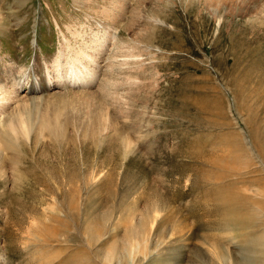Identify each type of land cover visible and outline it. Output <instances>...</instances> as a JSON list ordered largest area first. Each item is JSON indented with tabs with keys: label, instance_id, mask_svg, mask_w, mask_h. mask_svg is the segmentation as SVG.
<instances>
[{
	"label": "rangeland",
	"instance_id": "374dc122",
	"mask_svg": "<svg viewBox=\"0 0 264 264\" xmlns=\"http://www.w3.org/2000/svg\"><path fill=\"white\" fill-rule=\"evenodd\" d=\"M258 140L264 0H0V264H240Z\"/></svg>",
	"mask_w": 264,
	"mask_h": 264
},
{
	"label": "bare ground",
	"instance_id": "6f19581e",
	"mask_svg": "<svg viewBox=\"0 0 264 264\" xmlns=\"http://www.w3.org/2000/svg\"><path fill=\"white\" fill-rule=\"evenodd\" d=\"M200 1L203 2L204 0H200ZM205 1H207L208 3H210L211 0H205ZM80 57L88 58V56L86 55L85 52L79 53V54L76 55L75 58H73L74 62L72 61V64H75L76 62H79V60H80L79 58ZM59 64L61 65V63H59ZM83 65L84 64L82 62H79V66H74L75 67V70L72 71V74L74 75V77L82 74L81 71H84L85 70V67ZM77 67H78V69H77ZM83 79H85V77H83ZM256 132H258V131H256ZM261 138H262V136H261ZM258 139H260V138H258ZM258 144H259V147H264V145L262 144V142L260 140H258ZM263 155H264V151H263ZM229 163H231V162H229ZM219 164H221V163H219ZM234 164H236V161H235V163L233 161V164L232 165H234ZM219 166H223V164L222 165H219ZM218 180H220V179L218 178ZM221 181H222V178H221ZM263 189L264 188H262L261 190H263ZM256 190H257V188H256ZM247 191H248V189H247ZM253 192H254V190H253ZM254 193H259V192H254ZM263 193L264 192H260L259 194H262L263 195ZM233 194H235V195L231 196L230 197L231 200L229 201L230 204L232 203V206L229 207V209L227 208V210H228L227 213L228 214H231V213L232 214H236V216L239 217V218L235 221L236 225H234V227H227L228 230L231 232L230 235L232 236L234 234V232L237 231V232H240V233H242V234H244L246 236H249L250 238H253L251 240V242L247 243V245L250 246V247L247 246L248 248H246V246H245V247H242L240 249L241 250V252H240L241 259L239 260L238 263H240V264H256L255 263L256 260L257 259L258 260L261 259L260 260L261 263L264 264V260L262 259L261 255H259V251L260 250H261V252H264L263 251V246H264V231H262V230L260 231V229L257 227L258 226L257 223H258V219H259V217H257V216L260 215V214L256 211L257 209L254 210V206H256L255 204H254V206L253 205L251 206L249 204L248 199L243 195L244 193L242 194V193L238 192V193H233ZM259 196L260 195H258V197ZM255 197H257V196L255 195ZM253 198H254V196H253ZM225 201H226V199H225ZM233 204L236 205V207H235L236 209L233 208L235 206V205L233 206ZM256 204H258V203H256ZM260 206H261V204H260ZM259 210H260V208H259ZM261 211L263 212V210H261ZM246 240H249V239H246ZM255 251H257V252L254 254Z\"/></svg>",
	"mask_w": 264,
	"mask_h": 264
}]
</instances>
